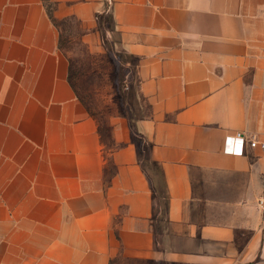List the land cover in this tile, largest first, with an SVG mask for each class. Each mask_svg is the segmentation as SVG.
Returning <instances> with one entry per match:
<instances>
[{"label": "crops", "instance_id": "1", "mask_svg": "<svg viewBox=\"0 0 264 264\" xmlns=\"http://www.w3.org/2000/svg\"><path fill=\"white\" fill-rule=\"evenodd\" d=\"M106 8L130 101L61 43ZM260 142L264 0H0V264H264Z\"/></svg>", "mask_w": 264, "mask_h": 264}, {"label": "rangeland", "instance_id": "2", "mask_svg": "<svg viewBox=\"0 0 264 264\" xmlns=\"http://www.w3.org/2000/svg\"><path fill=\"white\" fill-rule=\"evenodd\" d=\"M61 33V43L67 48L71 49V63H72V75L74 79L80 78L82 81L89 80L93 82L97 91L105 89V92H116L118 95H122L127 101L131 100V90L126 88L125 75L130 65H126L127 57L117 46H114L112 39V30L100 28L99 29V41L100 46L104 49L103 55L101 52L87 53L86 44L82 43L79 39L82 31L79 29L78 23L73 19L63 20L58 22ZM123 60V61H122ZM129 62V61H128ZM124 76V77H123ZM128 77V76H127ZM133 92V91H132ZM122 97V96H121ZM123 100V98H122ZM130 107L126 104L122 105V110Z\"/></svg>", "mask_w": 264, "mask_h": 264}, {"label": "built area", "instance_id": "3", "mask_svg": "<svg viewBox=\"0 0 264 264\" xmlns=\"http://www.w3.org/2000/svg\"><path fill=\"white\" fill-rule=\"evenodd\" d=\"M254 147L258 144L255 139L246 137L242 132L236 131L228 134L223 139V151L226 153L240 155L245 150V145ZM260 147H264V142L259 143Z\"/></svg>", "mask_w": 264, "mask_h": 264}, {"label": "trees", "instance_id": "4", "mask_svg": "<svg viewBox=\"0 0 264 264\" xmlns=\"http://www.w3.org/2000/svg\"><path fill=\"white\" fill-rule=\"evenodd\" d=\"M48 5V7H50V4L48 3L47 4ZM48 14H49V16L51 17V11H50V9L48 8ZM96 18H97V21H98V27L100 26V28H105V29H109V30H112V17H111V14H110V12H109V10H107V8H106V10H104L103 12H101V13H98L97 14V16H96ZM102 28V29H103ZM122 55H125L126 57H127V59H126V62H128V61H130L131 60V57L129 56V55H127V54H120V56H122ZM123 61V60H122ZM126 73H124V75H125ZM124 77V76H123ZM125 81V80H124ZM126 83V82H125ZM126 85V84H125ZM125 87V89L126 88H128L127 86H124ZM131 95V94H130ZM122 98H123V100L124 101H126V98L125 97H123L124 95H123V93H122Z\"/></svg>", "mask_w": 264, "mask_h": 264}]
</instances>
